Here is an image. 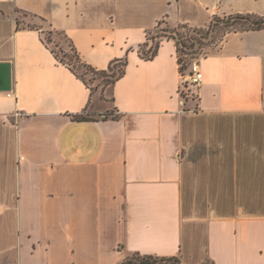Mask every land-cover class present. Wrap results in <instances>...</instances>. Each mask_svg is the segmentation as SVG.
<instances>
[{
    "label": "crops",
    "instance_id": "0c3cea01",
    "mask_svg": "<svg viewBox=\"0 0 264 264\" xmlns=\"http://www.w3.org/2000/svg\"><path fill=\"white\" fill-rule=\"evenodd\" d=\"M236 13L263 15L264 0H0L12 79L0 91V264L136 253L264 264V28L226 32L198 58L190 91L174 39L139 54L159 23L205 27ZM50 31L96 69L125 60L110 91L116 118L100 117L45 43ZM83 111L90 119L74 117Z\"/></svg>",
    "mask_w": 264,
    "mask_h": 264
},
{
    "label": "trees",
    "instance_id": "16d2710c",
    "mask_svg": "<svg viewBox=\"0 0 264 264\" xmlns=\"http://www.w3.org/2000/svg\"><path fill=\"white\" fill-rule=\"evenodd\" d=\"M219 24L224 26L225 30L221 35H223L232 30L243 31L249 29H260L264 28V14L256 15L252 13H236L224 16L223 18L214 17L208 25L205 27H189L187 25H180L176 29H167L162 36H150L147 34V38L152 42L148 48H139V54L143 59L149 60L153 58L157 52L161 40L164 37L172 38L175 40L176 44V54L177 62L179 64V71L181 74L189 71V64L193 59H197V55L201 53L203 47L207 45L213 39V33L216 31ZM28 27H31L28 25ZM186 30V31H183ZM218 30V29H217ZM62 36L64 42L67 43L68 50L61 47L60 53L51 47L50 43L54 42L53 37ZM45 43L51 48V51L55 57L67 65L83 82L89 87L83 78V74L79 73V69L82 68L84 72H91L93 74L101 75L102 77H109L111 85L119 79L125 68L124 59H114L105 69H96L91 65L84 62L73 43L61 32H47L46 36L43 37ZM156 40V41H155ZM57 45V43H55ZM147 46V44L145 45ZM205 55V54H204ZM118 64V65H116ZM115 68V71L113 69ZM111 72L110 75L107 73ZM90 88V87H89ZM90 95L92 96V91L90 89ZM77 119H90L86 116L84 111L79 115L74 116ZM101 118H116V115L112 111H107L100 115ZM120 264H182L177 256H154V255H140L138 253L129 256Z\"/></svg>",
    "mask_w": 264,
    "mask_h": 264
},
{
    "label": "rangeland",
    "instance_id": "374dc122",
    "mask_svg": "<svg viewBox=\"0 0 264 264\" xmlns=\"http://www.w3.org/2000/svg\"><path fill=\"white\" fill-rule=\"evenodd\" d=\"M220 18H223V17H220ZM23 21H24V23H23L24 25H26V24L32 25V23H33L36 25L44 26L43 24L40 23V21L31 20L30 18H27L26 20H23ZM167 29L169 30V28L167 26H165L162 23H159L155 27V29L151 31V33L149 35L151 37L152 36H154V37L162 36L166 33L165 31ZM217 29L213 33L212 41L207 43V45L205 47H203L201 53L197 55L198 58L203 56L204 54L210 53L212 50L217 49V47L219 46L220 41H221V35H222L223 31L225 30V28H224V26H222V24H219ZM183 31H186V30H183ZM43 36H46V34H44ZM156 39H157V37H156ZM53 41L54 42H51L50 45H51V47L54 46L55 49L57 51H59V53H60L61 47H64L66 50L69 49L67 46V43L64 42V39L62 38V36L55 37ZM55 43H57V45H55ZM116 65H118V64H116ZM78 71H79V73L83 74V78H84L85 82L89 85V87L92 91L91 105H95L97 103L99 105L98 107L104 108L103 113H106L107 111H111L110 107H111V100L112 99H111V92H110L111 91L110 78L109 77H102L101 75L93 74V73L87 72V71L84 72V70L82 68H80ZM113 71H115V68L113 69ZM107 74L110 75L111 72H108Z\"/></svg>",
    "mask_w": 264,
    "mask_h": 264
},
{
    "label": "built area",
    "instance_id": "2783aa9c",
    "mask_svg": "<svg viewBox=\"0 0 264 264\" xmlns=\"http://www.w3.org/2000/svg\"><path fill=\"white\" fill-rule=\"evenodd\" d=\"M203 76L199 69L198 59H193L189 64V71L181 74L180 89L181 92L184 90L190 91L191 88L198 86L202 82ZM203 264H211L205 262Z\"/></svg>",
    "mask_w": 264,
    "mask_h": 264
},
{
    "label": "water",
    "instance_id": "95a60500",
    "mask_svg": "<svg viewBox=\"0 0 264 264\" xmlns=\"http://www.w3.org/2000/svg\"><path fill=\"white\" fill-rule=\"evenodd\" d=\"M11 83V64L8 61H0V91H10Z\"/></svg>",
    "mask_w": 264,
    "mask_h": 264
}]
</instances>
